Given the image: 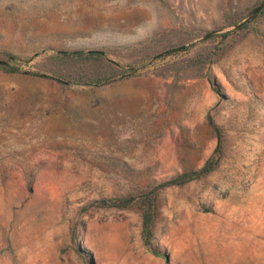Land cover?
Wrapping results in <instances>:
<instances>
[{"label":"rangeland","instance_id":"rangeland-1","mask_svg":"<svg viewBox=\"0 0 264 264\" xmlns=\"http://www.w3.org/2000/svg\"><path fill=\"white\" fill-rule=\"evenodd\" d=\"M261 1L0 0V264H264Z\"/></svg>","mask_w":264,"mask_h":264},{"label":"trees","instance_id":"trees-1","mask_svg":"<svg viewBox=\"0 0 264 264\" xmlns=\"http://www.w3.org/2000/svg\"><path fill=\"white\" fill-rule=\"evenodd\" d=\"M224 34V32L222 33ZM55 55L60 56V57H74V56H85V55H94L100 57L102 55V51L98 49H87L86 51L83 50H78V51H66V50H57ZM10 69H13V67H10ZM105 77H100V76H94L92 77L91 80L93 81H99L101 79L104 80ZM215 128V127H214ZM218 134V132L216 133ZM214 154V155H213ZM219 158V149L217 146H215L214 151L212 155H210L208 158L204 160V162L197 168L187 170L180 172L174 176H171L165 180L159 181L153 189L148 191L149 193L151 192V195H146L140 194L138 198H136L139 206L141 207L140 209V234L141 237L144 241V243L148 244L151 234H152V221L153 217L155 215V211L153 208V199H154V192L156 191L157 188L169 185V184H181L184 183L190 179L196 178L200 175H203L207 172H209L217 163ZM133 196H120V197H114V198H109L105 199L104 202L111 204V205H116V206H125L128 203L133 200ZM154 253H158L156 251H153Z\"/></svg>","mask_w":264,"mask_h":264},{"label":"water","instance_id":"water-1","mask_svg":"<svg viewBox=\"0 0 264 264\" xmlns=\"http://www.w3.org/2000/svg\"><path fill=\"white\" fill-rule=\"evenodd\" d=\"M264 6V0L259 2L258 4H256L254 7H252L247 13L246 15L241 19L239 20L238 22H236L234 24V26H238L240 24H242L243 22H245L246 20H248L260 7ZM215 30H211V31H208L206 33H204L201 37L204 38L206 36H209L210 34L214 33ZM178 46H175V47H171L169 49H164L163 51H160L158 52L156 55H154L153 57L161 54V53H164V52H167L168 50H173L175 48H177ZM78 50H82V49H72L70 51H78ZM67 51V50H66ZM109 60H112V59H109ZM6 60L5 59H0V63H5ZM115 64H118L117 62H114Z\"/></svg>","mask_w":264,"mask_h":264}]
</instances>
